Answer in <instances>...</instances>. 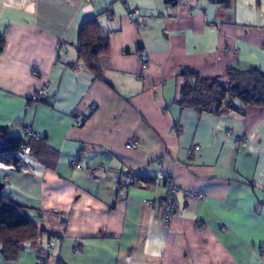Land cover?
Segmentation results:
<instances>
[{
	"label": "crops",
	"instance_id": "1",
	"mask_svg": "<svg viewBox=\"0 0 264 264\" xmlns=\"http://www.w3.org/2000/svg\"><path fill=\"white\" fill-rule=\"evenodd\" d=\"M92 20L109 39L102 81L77 57ZM0 35V129L28 128L50 153L0 163L2 191L38 229L0 264H264V106L199 114L177 102L182 69L223 83L234 69L264 73V0H0ZM125 173L133 187L119 186ZM162 174L203 197H181L171 225Z\"/></svg>",
	"mask_w": 264,
	"mask_h": 264
},
{
	"label": "trees",
	"instance_id": "2",
	"mask_svg": "<svg viewBox=\"0 0 264 264\" xmlns=\"http://www.w3.org/2000/svg\"><path fill=\"white\" fill-rule=\"evenodd\" d=\"M78 37V60L102 81L104 67L100 61L110 54L109 39L101 36V27L95 20L82 24ZM5 46L6 41L0 35V53ZM179 77L182 86L177 102L199 114H224L240 111L241 106H264V73L258 67L245 72L231 70L225 83L220 79L202 78L190 68L182 69ZM27 144L31 148L30 155L50 156L40 142L29 140ZM24 146L23 139L9 136V129H0V163L23 168L26 157L21 156L20 150ZM37 238L38 229L26 209L11 202L4 191L0 192V253L4 260L14 262L24 251V245Z\"/></svg>",
	"mask_w": 264,
	"mask_h": 264
},
{
	"label": "built area",
	"instance_id": "3",
	"mask_svg": "<svg viewBox=\"0 0 264 264\" xmlns=\"http://www.w3.org/2000/svg\"><path fill=\"white\" fill-rule=\"evenodd\" d=\"M87 2H89L90 4L95 2L96 0H86ZM177 4L179 5H184L186 0H176ZM65 47L64 43H58V45L56 46L57 51L62 50V48ZM236 51V50H235ZM137 57L139 58V61L142 64V68H147L149 66V57H147L146 52L141 50L139 53H137ZM76 70L80 73H82L83 68H76ZM32 74L36 75L38 74V69H33L32 70ZM46 95L44 91H39L37 92V94L34 96L33 101L37 102V101H44L46 99ZM78 126L82 125V121L81 120H77L76 123ZM181 128L178 127V129L176 130H180ZM23 142L25 144L24 147L21 148L20 150V154L21 156L24 157H28L31 153V148L30 146L27 144V142L29 140H34L36 141L38 138L35 135L34 132H32L31 130H29L28 128L23 130ZM127 148L129 150H137L139 148V142H132L130 143ZM194 153L193 150L190 151L189 155H192ZM73 166L75 168L78 169H84L83 166L79 163V162H75L73 163ZM88 176H90L91 180L95 183V184H99L101 182V179L98 178L97 176H95V171L93 168H87L86 170ZM136 182L135 177H133L131 174L129 173H125L124 175H122V178L120 179V183L119 186L123 189H127L130 187L134 186V183ZM157 184H165L166 189H167V198H166V204H165V214H164V223L166 225H171V223L175 220V216L176 214L179 212V201L181 197H184L186 200H193V199H203L202 195L194 192V191H186L183 190L182 188H179L177 186V184H175L174 180L172 177L170 176H166V175H160L157 177V180L155 181V185ZM150 205H152V203H149ZM55 240L53 241H49L47 243V250H51L52 248L55 247ZM80 248L78 247L75 251L79 252Z\"/></svg>",
	"mask_w": 264,
	"mask_h": 264
},
{
	"label": "water",
	"instance_id": "4",
	"mask_svg": "<svg viewBox=\"0 0 264 264\" xmlns=\"http://www.w3.org/2000/svg\"><path fill=\"white\" fill-rule=\"evenodd\" d=\"M168 1H169V3H171L172 7L176 6V4H177L176 0H168ZM2 190H3V186L0 184V192H3Z\"/></svg>",
	"mask_w": 264,
	"mask_h": 264
}]
</instances>
